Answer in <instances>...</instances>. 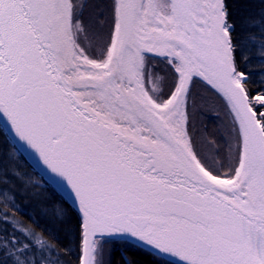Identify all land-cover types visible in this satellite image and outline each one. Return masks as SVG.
<instances>
[{
	"label": "snow or ice",
	"instance_id": "6c2138e0",
	"mask_svg": "<svg viewBox=\"0 0 264 264\" xmlns=\"http://www.w3.org/2000/svg\"><path fill=\"white\" fill-rule=\"evenodd\" d=\"M0 129V264H264V0H0Z\"/></svg>",
	"mask_w": 264,
	"mask_h": 264
},
{
	"label": "trees",
	"instance_id": "16d2710c",
	"mask_svg": "<svg viewBox=\"0 0 264 264\" xmlns=\"http://www.w3.org/2000/svg\"><path fill=\"white\" fill-rule=\"evenodd\" d=\"M4 137V132L2 129H0V140H2ZM21 164L26 172L29 173V175H32L35 180L42 181V186L45 189L43 192V197H51L53 195L55 196H61L59 192H57L50 184H48L46 181L41 179L39 175L32 169V167L28 164L26 159L23 157L21 159ZM22 204V210L24 211L25 215L21 217L27 222L28 216H38L41 212L40 201L33 200L31 198L21 201Z\"/></svg>",
	"mask_w": 264,
	"mask_h": 264
},
{
	"label": "water",
	"instance_id": "95a60500",
	"mask_svg": "<svg viewBox=\"0 0 264 264\" xmlns=\"http://www.w3.org/2000/svg\"><path fill=\"white\" fill-rule=\"evenodd\" d=\"M23 157L26 159L28 164L32 167V169L39 175L41 179L46 181L48 184H50L57 192L60 193L61 196H63V193L59 191V189L56 187L55 183L49 179V175L46 174V170H42V166L37 167L36 164L33 162L32 158L27 155V153L23 154Z\"/></svg>",
	"mask_w": 264,
	"mask_h": 264
},
{
	"label": "rangeland",
	"instance_id": "374dc122",
	"mask_svg": "<svg viewBox=\"0 0 264 264\" xmlns=\"http://www.w3.org/2000/svg\"><path fill=\"white\" fill-rule=\"evenodd\" d=\"M218 103V102H217Z\"/></svg>",
	"mask_w": 264,
	"mask_h": 264
}]
</instances>
